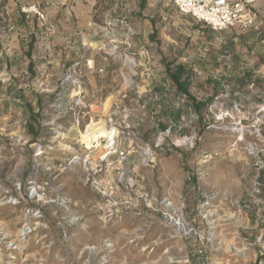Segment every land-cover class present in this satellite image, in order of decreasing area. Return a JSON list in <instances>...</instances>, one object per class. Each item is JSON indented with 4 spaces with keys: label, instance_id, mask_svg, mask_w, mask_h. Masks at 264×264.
Returning a JSON list of instances; mask_svg holds the SVG:
<instances>
[{
    "label": "rangeland",
    "instance_id": "obj_1",
    "mask_svg": "<svg viewBox=\"0 0 264 264\" xmlns=\"http://www.w3.org/2000/svg\"><path fill=\"white\" fill-rule=\"evenodd\" d=\"M243 1L215 32L168 0H0V264H264V0ZM96 123L124 160L85 148Z\"/></svg>",
    "mask_w": 264,
    "mask_h": 264
},
{
    "label": "built area",
    "instance_id": "obj_2",
    "mask_svg": "<svg viewBox=\"0 0 264 264\" xmlns=\"http://www.w3.org/2000/svg\"><path fill=\"white\" fill-rule=\"evenodd\" d=\"M168 2L181 15L189 17L215 32L224 31L236 24L246 25L252 21V15L245 10L246 1L243 0H168ZM33 11L40 18H43L36 10ZM259 110L264 113V84L262 86V103ZM97 149L93 147L90 152ZM102 150L104 153L100 156L101 162L113 154L121 160L125 159V153L118 149V143L110 146L108 150L105 148ZM245 150L247 155H253L254 149L251 144H248ZM208 201H210V198L206 200L205 204H208ZM176 218V226H181V230H185V227L181 224V217L176 216Z\"/></svg>",
    "mask_w": 264,
    "mask_h": 264
},
{
    "label": "trees",
    "instance_id": "obj_3",
    "mask_svg": "<svg viewBox=\"0 0 264 264\" xmlns=\"http://www.w3.org/2000/svg\"><path fill=\"white\" fill-rule=\"evenodd\" d=\"M143 1V0H142ZM24 15H20V18H24ZM36 21V20H34ZM34 44V37H30V41L28 43V51L31 52ZM28 56H30L28 54ZM31 63L28 64V69ZM164 74L166 79L171 83L174 87L175 92L178 94V97L181 99V104L183 107H187V109L194 111L195 113H200L205 107H207L208 103L211 102L210 99H206L205 101H196L194 97L191 95L190 88V71L185 65L182 64H169L164 63ZM37 103L40 104V102ZM25 109L29 112V117L31 121H35L36 114L32 113V107L30 103H25ZM27 131L32 134L33 137L38 136L37 129L30 127V125L26 126Z\"/></svg>",
    "mask_w": 264,
    "mask_h": 264
},
{
    "label": "bare ground",
    "instance_id": "obj_4",
    "mask_svg": "<svg viewBox=\"0 0 264 264\" xmlns=\"http://www.w3.org/2000/svg\"><path fill=\"white\" fill-rule=\"evenodd\" d=\"M103 128H104L103 125L98 124V123L91 124V125H89L86 128V131L82 135L84 137V140L86 142H88V143H86V146H85L86 149L90 150L93 147L94 148L101 147L103 149L105 148V149L108 150V148H110V146L116 145V140H115V138H116V132H114V131L113 132L106 131ZM100 138L106 139V143L105 144H102V143H89L92 140H94V141L97 140V142H98V140ZM3 231H4V228L0 224V232H2V235H4L3 234ZM25 233H26L25 230L24 229H21L18 234L12 235L9 238V243L7 244V247H12L15 250L20 249L21 248V245H22V240L24 239V236H25Z\"/></svg>",
    "mask_w": 264,
    "mask_h": 264
},
{
    "label": "crops",
    "instance_id": "obj_5",
    "mask_svg": "<svg viewBox=\"0 0 264 264\" xmlns=\"http://www.w3.org/2000/svg\"><path fill=\"white\" fill-rule=\"evenodd\" d=\"M25 18H30L29 17V15H27V16H25ZM31 20H36L37 22H39V21H41V19L39 18V17H37V15L36 14H34L33 16H32V19ZM39 33V30L37 29L36 30V35Z\"/></svg>",
    "mask_w": 264,
    "mask_h": 264
}]
</instances>
